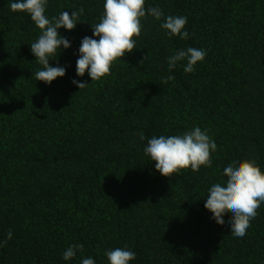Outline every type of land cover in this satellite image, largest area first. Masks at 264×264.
Listing matches in <instances>:
<instances>
[{
  "label": "trees",
  "instance_id": "16d2710c",
  "mask_svg": "<svg viewBox=\"0 0 264 264\" xmlns=\"http://www.w3.org/2000/svg\"><path fill=\"white\" fill-rule=\"evenodd\" d=\"M11 2L0 0V264H109L105 253L125 246L129 264H264V204L243 237L231 235L230 214L220 225L204 207L232 161L264 171V0H145L187 17L189 38H169L163 17L148 15L136 49L96 82L76 75V61L82 39H98L104 0H48L49 19L84 9L75 29H58L71 47L50 58L66 69L51 84L34 78L40 30ZM188 47L205 59L169 72L167 58ZM194 127L217 144L212 166L162 176L148 139ZM74 244L83 252L65 261Z\"/></svg>",
  "mask_w": 264,
  "mask_h": 264
},
{
  "label": "clouds",
  "instance_id": "9594fccd",
  "mask_svg": "<svg viewBox=\"0 0 264 264\" xmlns=\"http://www.w3.org/2000/svg\"><path fill=\"white\" fill-rule=\"evenodd\" d=\"M48 0H15L9 7L14 13H27L40 35L36 42L30 45L36 62L42 66L34 73L37 81L51 84L56 78L66 74L64 67H52L51 57L57 56L61 46L71 47L68 39L58 33V29L67 31L75 29L79 17L84 9L61 12L58 17L49 19L45 15ZM152 16L163 22L160 27L169 38L177 36L182 40L189 38L187 31H182L187 23L185 16H164L159 7L145 8V0H104L103 12L99 22L92 25L93 37L85 36L79 47V58L76 61V75L83 77L87 72L91 82L100 81L111 73L115 61L132 53L136 49L134 37H139L142 31V18ZM206 51L188 47L180 49L169 56L168 70L171 72L180 61H187L185 73L195 71V65L205 59ZM143 66V60L141 61ZM175 76L163 78V83L174 81ZM79 89L89 84L87 82L72 81ZM140 139L144 140L143 133ZM217 150V144L209 136L207 130L200 127L185 132L183 135L153 136L144 147V154L155 162V169L166 178L179 174L182 170L191 169L198 172L202 166L211 167V154ZM227 178L222 183H215L208 190L204 207L212 213V219L223 225L225 214H230V232L234 237H243L251 226L250 221L257 216V210L264 204V171L253 160L232 161L223 170ZM12 238L9 231L7 239ZM83 244H74L63 253V259L74 258L77 251L83 252ZM109 264H129L135 259V253L124 248H115L105 253ZM81 264H95L91 257L81 260Z\"/></svg>",
  "mask_w": 264,
  "mask_h": 264
}]
</instances>
